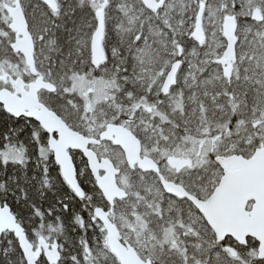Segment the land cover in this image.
I'll return each instance as SVG.
<instances>
[{"label": "snow or ice", "instance_id": "1", "mask_svg": "<svg viewBox=\"0 0 264 264\" xmlns=\"http://www.w3.org/2000/svg\"><path fill=\"white\" fill-rule=\"evenodd\" d=\"M0 264H264V0H0Z\"/></svg>", "mask_w": 264, "mask_h": 264}]
</instances>
